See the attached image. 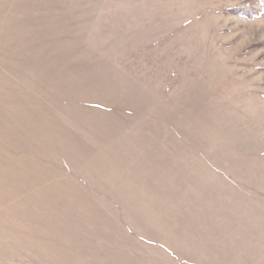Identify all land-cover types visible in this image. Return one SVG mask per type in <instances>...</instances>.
<instances>
[{"label": "rangeland", "instance_id": "obj_1", "mask_svg": "<svg viewBox=\"0 0 264 264\" xmlns=\"http://www.w3.org/2000/svg\"><path fill=\"white\" fill-rule=\"evenodd\" d=\"M0 264H264V0H0Z\"/></svg>", "mask_w": 264, "mask_h": 264}]
</instances>
